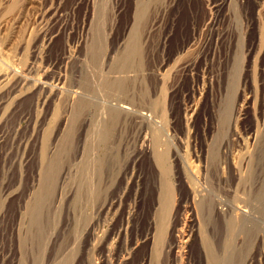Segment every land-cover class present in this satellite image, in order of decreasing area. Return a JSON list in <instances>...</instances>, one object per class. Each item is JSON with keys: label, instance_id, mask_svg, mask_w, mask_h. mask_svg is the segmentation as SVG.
<instances>
[{"label": "rangeland", "instance_id": "374dc122", "mask_svg": "<svg viewBox=\"0 0 264 264\" xmlns=\"http://www.w3.org/2000/svg\"><path fill=\"white\" fill-rule=\"evenodd\" d=\"M253 163L264 0H0V264H264Z\"/></svg>", "mask_w": 264, "mask_h": 264}, {"label": "bare ground", "instance_id": "6f19581e", "mask_svg": "<svg viewBox=\"0 0 264 264\" xmlns=\"http://www.w3.org/2000/svg\"><path fill=\"white\" fill-rule=\"evenodd\" d=\"M11 71H13V70H11ZM10 72H5L4 73V77L7 78L9 75L15 76L17 74L16 72L15 73H12V72L10 73ZM17 75H19V74H17ZM238 95L239 94L236 92L234 94L232 100L230 102H227L226 106L224 107V109L222 111L223 112L222 113V117H223V121L224 122H228L229 123L232 119L236 120L238 118L240 112L242 111V107L244 106L243 104H240L239 103V104H236L235 105V99H236V97ZM246 103H247V98H246L245 104ZM116 109H119L120 111H123V112H128L130 110V107L128 105H126V104H118L117 107H116ZM141 116L144 117V118H149L150 117V114H148L146 112H141ZM251 134L252 135H251L250 138L254 142L257 141L258 132L255 130ZM250 161H251V157H249V159L246 162V165H248L247 166L248 167V171H251V168L250 167H251L252 163H250ZM253 164H254V166L256 168V171L253 173V175L256 176V178H255L256 184H254V186L257 187L256 192L258 193V192H260V189H262V187L264 185V171H262V169L260 167V163H253ZM258 167H260V169H258ZM28 208H29V206H28ZM220 211H221V209H218V212H220ZM18 212H19L18 213L19 215L17 213L16 214L21 217L23 215L22 211L19 210ZM241 214L243 216L247 217V218H252L251 215H250V213L246 209L245 210H241ZM174 231H175V226L174 225L173 226L171 225L167 229V235L170 236V237H173V236L175 237ZM175 244H176L175 241L170 242V244H168V247H167L168 248L167 249L168 252H171L174 249ZM205 257H206L207 262L210 261V260H212L211 254L208 251H206V250H205Z\"/></svg>", "mask_w": 264, "mask_h": 264}]
</instances>
